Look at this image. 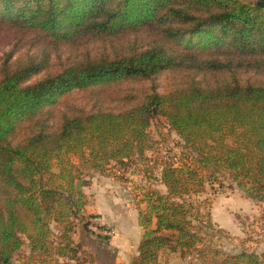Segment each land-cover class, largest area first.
Returning <instances> with one entry per match:
<instances>
[{"label": "trees", "instance_id": "16d2710c", "mask_svg": "<svg viewBox=\"0 0 264 264\" xmlns=\"http://www.w3.org/2000/svg\"><path fill=\"white\" fill-rule=\"evenodd\" d=\"M0 24L37 32L54 47L133 37L113 54L89 56L27 85L42 59L32 56L2 68L0 264H12L25 238L33 253H47L51 222L72 230V217L85 206L72 157L101 171L110 163L124 166L143 155L158 116L194 152L196 165L168 164L161 175L167 192L146 194L139 212L144 235L132 264H151L164 248L197 252L210 264H264L256 253L202 248L213 223L191 200L204 192L207 177H227L247 198L264 202V83L241 78L264 75V0H0ZM226 46L232 56L219 57ZM164 72L180 74L179 82L163 94L126 96L136 102L127 110L65 114L57 131L43 119L46 108L75 90ZM23 122H29L26 136L16 143ZM54 250L58 260L88 263L70 244Z\"/></svg>", "mask_w": 264, "mask_h": 264}, {"label": "rangeland", "instance_id": "374dc122", "mask_svg": "<svg viewBox=\"0 0 264 264\" xmlns=\"http://www.w3.org/2000/svg\"><path fill=\"white\" fill-rule=\"evenodd\" d=\"M133 37L116 39L114 44L111 39L100 38L85 41L79 45L72 43L60 44L54 47L51 38L42 36L37 32L20 31L16 28L0 24V76L5 64L12 66L17 62L28 61L32 56L38 57L43 67L33 71L25 81V84L35 83L50 75L60 72L62 69L86 60L87 57L100 56L103 53H114L123 45H128ZM231 49L226 46L221 49L219 57H231ZM180 74L164 72L154 77L141 81H126L107 88H94L89 90H75L59 99L52 107L46 108L47 128L57 131L60 129L64 115H74L81 112H95L108 110L121 112L132 107L136 102L124 99L126 96L143 94L145 92H157L160 94L170 91L178 82ZM243 80H263L264 75L256 73L243 74ZM29 122L19 124L14 142L18 143L26 136L25 128ZM149 140L143 155L135 154L127 161V164L110 163L101 171L95 169L90 163H85L78 157H72L75 164V173L79 174L82 182L80 191L83 193L85 206L80 215L72 217V230L64 231V225L51 222L52 235L50 238V250L47 253L31 251V245L25 238L26 244L12 258V264H57L67 262L57 258L54 247L59 244H70L77 254L89 263L95 262L94 256L89 253L86 246L93 247L101 254V263L107 264L117 255L118 248L114 239L120 238V224L100 223L94 221L95 216L87 214L89 192L93 184L101 193L102 205L108 201L118 206L120 212L117 217L130 218L137 211L146 208L145 196L148 192L157 191L166 193V187L161 181L163 169L168 164L178 162L180 165L195 164V154L187 147L184 140L170 128L167 120L156 117L148 129ZM195 161V162H194ZM202 163L201 159H198ZM124 168V169H123ZM58 172V169H54ZM206 175V172H203ZM218 181L206 178V187L203 193L193 196L191 200L200 204L199 210L208 215L213 223V230L208 229L210 236L205 238V246L202 248H216L224 253L239 254L242 252L256 253L264 257V202L247 198L245 193L227 177H219ZM97 180V181H96ZM95 186V187H96ZM85 192V193H84ZM92 195L91 207L99 205V201ZM142 205L145 207L141 209ZM117 225V226H116ZM205 232V230H204ZM144 231L142 229V237ZM143 239V238H142ZM142 241V240H141ZM71 242V243H70ZM141 244V242H140ZM71 254V253H70ZM140 254V245H139ZM138 256L132 259L138 258ZM63 260V261H62ZM131 262V264H132ZM124 264V263H121ZM151 264H210L197 258V252L183 254L181 251L173 252L164 248L158 253L157 259Z\"/></svg>", "mask_w": 264, "mask_h": 264}, {"label": "crops", "instance_id": "0c3cea01", "mask_svg": "<svg viewBox=\"0 0 264 264\" xmlns=\"http://www.w3.org/2000/svg\"><path fill=\"white\" fill-rule=\"evenodd\" d=\"M97 181V180H96ZM99 183L97 181L96 184H93L91 188L88 190L89 197L88 205L86 206V211L88 215L95 216L94 221H100V223H108V224H122L121 227L117 226L118 229H121L122 232L120 233V238L114 239V245L120 246L118 248L117 255L113 256V259L109 261L107 264H131L132 259L139 254V245L142 240V228L139 225V211L136 212L132 217L129 219L126 217H117L119 216L120 212L118 211V206H116L113 202H109L107 205H102L100 198L101 193L99 188L96 186ZM96 186V187H95ZM85 193V192H84ZM97 193L96 198L99 201V205H94L91 207V201L93 199L92 195ZM93 202V201H92ZM145 207L142 205L141 209ZM85 249L89 251L90 254L94 256L95 262L87 263V264H102L101 263V254L95 250L93 247L86 246Z\"/></svg>", "mask_w": 264, "mask_h": 264}, {"label": "water", "instance_id": "95a60500", "mask_svg": "<svg viewBox=\"0 0 264 264\" xmlns=\"http://www.w3.org/2000/svg\"><path fill=\"white\" fill-rule=\"evenodd\" d=\"M81 185H82V182L79 181V182L77 183V189H78V190H80Z\"/></svg>", "mask_w": 264, "mask_h": 264}, {"label": "built area", "instance_id": "2783aa9c", "mask_svg": "<svg viewBox=\"0 0 264 264\" xmlns=\"http://www.w3.org/2000/svg\"><path fill=\"white\" fill-rule=\"evenodd\" d=\"M175 162V161H174ZM176 163H178V162H176Z\"/></svg>", "mask_w": 264, "mask_h": 264}]
</instances>
